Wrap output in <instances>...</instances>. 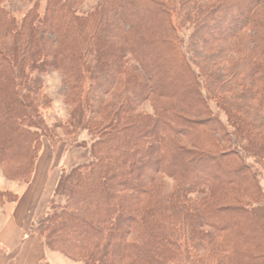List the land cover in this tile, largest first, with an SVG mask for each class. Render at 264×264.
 I'll return each mask as SVG.
<instances>
[{"label": "trees", "instance_id": "trees-1", "mask_svg": "<svg viewBox=\"0 0 264 264\" xmlns=\"http://www.w3.org/2000/svg\"><path fill=\"white\" fill-rule=\"evenodd\" d=\"M9 1L3 177L27 184L55 137L41 116L47 72L61 75L69 108L53 129L90 138L36 224L47 249L81 264H264V195L247 163L264 161V0H98L85 17L83 0H19L32 4L21 20ZM176 24L191 25L187 44ZM16 200L0 192V208Z\"/></svg>", "mask_w": 264, "mask_h": 264}, {"label": "crops", "instance_id": "crops-1", "mask_svg": "<svg viewBox=\"0 0 264 264\" xmlns=\"http://www.w3.org/2000/svg\"><path fill=\"white\" fill-rule=\"evenodd\" d=\"M61 158L42 146L27 184L8 181L0 172V192L17 196L0 208V264H81L48 250L36 232L62 174Z\"/></svg>", "mask_w": 264, "mask_h": 264}, {"label": "rangeland", "instance_id": "rangeland-1", "mask_svg": "<svg viewBox=\"0 0 264 264\" xmlns=\"http://www.w3.org/2000/svg\"><path fill=\"white\" fill-rule=\"evenodd\" d=\"M100 5L98 0H83L82 3L75 7L76 15L79 17H85L88 13L94 11ZM31 3H24L19 0H13L6 2L4 4L5 11L15 17L17 20L25 15V13L31 8ZM45 3L42 1L39 3V13H43ZM261 14L260 18L264 21V6L258 10ZM177 25V24H176ZM178 28V36L184 39L187 44L188 37L191 33V25L176 26ZM258 30H256L257 33ZM264 32V31H263ZM246 36L253 35V30H247L245 32ZM240 57L231 55L230 59L224 61V66L227 69H232V66ZM43 79V93L49 101V108L41 111V116L43 117L46 125L52 131L51 133L56 137H51L50 140L42 139V146H48L57 155L60 154L61 158V168L62 173L69 171L72 167L77 164H82L88 160L89 149L82 148L84 144L89 146L90 138L87 132H79L71 137L61 136L62 132L53 129L55 124L63 123L66 124L69 121V108L63 102V85L62 77L57 72H47L42 76ZM209 107L213 114L217 116L224 124H227V118L225 114L219 109L214 102H209ZM140 111L146 114H153L152 106L150 103L146 102L140 106ZM229 131H232L230 129ZM60 137V138H57ZM60 139V140H59ZM245 145L244 142H242ZM251 155V154H250ZM247 163L253 166L254 171L258 176V182L264 195V161L257 158L250 157L247 159ZM1 172V170H0ZM2 173V172H1ZM170 184V182H168Z\"/></svg>", "mask_w": 264, "mask_h": 264}]
</instances>
